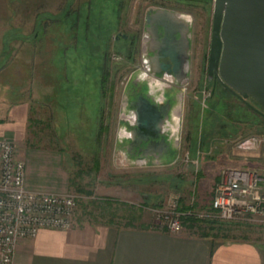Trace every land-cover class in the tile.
Returning a JSON list of instances; mask_svg holds the SVG:
<instances>
[{
    "label": "rangeland",
    "instance_id": "1",
    "mask_svg": "<svg viewBox=\"0 0 264 264\" xmlns=\"http://www.w3.org/2000/svg\"><path fill=\"white\" fill-rule=\"evenodd\" d=\"M213 1L13 0V27L0 26V37L15 39L13 45L0 40V104L24 98L30 107L25 126L8 136L26 159L29 149L61 156L68 190L79 195L78 217L134 214L132 202L144 191L164 193L168 203L195 187L208 200L229 167L264 176V147H237L245 137L264 136V117L207 79ZM160 6L191 17L188 75L182 85L165 86L173 103L180 100L176 151L167 160L138 163L124 147L127 139H120L123 123L131 127L121 116L143 62L145 70L143 53L149 54L147 9ZM149 82L143 79L147 90ZM0 117L7 118L1 109ZM211 218L219 238L264 244L262 219Z\"/></svg>",
    "mask_w": 264,
    "mask_h": 264
},
{
    "label": "crops",
    "instance_id": "2",
    "mask_svg": "<svg viewBox=\"0 0 264 264\" xmlns=\"http://www.w3.org/2000/svg\"><path fill=\"white\" fill-rule=\"evenodd\" d=\"M14 9L13 0H0V26L13 27ZM3 34L0 40L13 45L15 39ZM12 53V46L5 51L7 56ZM29 107L24 98L4 102L0 109L7 118L0 117V134L10 137L11 131L25 126ZM31 151L26 154L28 161L24 157L25 185L31 189L67 191L69 173L63 169L61 156L47 150ZM210 191L208 200L195 187L188 194L180 193L178 208L185 214L183 228L178 232L162 225L149 208L165 205L168 200L164 193L144 191L138 202H132L134 214L109 218L77 216L70 229L41 228L35 237L20 240L14 264H264V244L246 238H219L204 218L201 222L194 219L192 214L212 210L214 185ZM145 210L150 216L143 219ZM201 225L211 227L203 231Z\"/></svg>",
    "mask_w": 264,
    "mask_h": 264
},
{
    "label": "water",
    "instance_id": "3",
    "mask_svg": "<svg viewBox=\"0 0 264 264\" xmlns=\"http://www.w3.org/2000/svg\"><path fill=\"white\" fill-rule=\"evenodd\" d=\"M145 29L153 71L172 73L178 83L187 78L190 24L167 7H149ZM126 36V34H123ZM209 79L246 101L264 106V0H214L208 61ZM128 105L135 115L124 144L130 157L162 159L176 151L165 130L174 95L155 99L136 74L128 88Z\"/></svg>",
    "mask_w": 264,
    "mask_h": 264
},
{
    "label": "built area",
    "instance_id": "4",
    "mask_svg": "<svg viewBox=\"0 0 264 264\" xmlns=\"http://www.w3.org/2000/svg\"><path fill=\"white\" fill-rule=\"evenodd\" d=\"M145 37L149 38L148 32ZM143 57V61L145 60L147 63L146 59H149L147 52L143 53ZM154 74L153 70L147 71L146 77H149L150 82L160 81L165 86L176 83L174 80L176 77L172 73L164 72L162 75L155 74V76ZM165 86L164 88H166ZM157 99L159 102H163L166 97L161 99L158 96ZM178 102L179 100L172 104L169 118V127L173 126L169 128L168 138L174 147L178 141V137L175 135L178 128L175 129V117L180 111ZM123 120L132 124L128 119ZM124 127L126 134L128 130L126 122L120 127V130ZM258 145L264 147V136L252 135L237 142V147L244 149ZM132 159L138 163L148 161L144 157ZM263 181L264 176L254 168H226L214 187L212 212L195 214L202 218L216 217L223 221L250 218L264 221ZM78 199L79 195L75 191L28 188L25 185L24 157L17 153L13 140L0 134V264H14L17 244L24 238L35 237L41 228H72L77 217ZM149 208L157 220L162 225H166L170 231L178 232L183 228L182 215L185 213L178 208L177 198L171 199L166 205ZM190 213L192 214V212Z\"/></svg>",
    "mask_w": 264,
    "mask_h": 264
},
{
    "label": "bare ground",
    "instance_id": "5",
    "mask_svg": "<svg viewBox=\"0 0 264 264\" xmlns=\"http://www.w3.org/2000/svg\"><path fill=\"white\" fill-rule=\"evenodd\" d=\"M178 17L180 18V19H182L183 21H185V22H187V24H190L191 23V17L188 15V14H186V13H182V12H178ZM150 37V36H149ZM148 42H149V38H148V40H147V38H146V40H145V42H144V47L145 48H147L146 50H148ZM143 50H145V49H143ZM148 54V53H147ZM149 55V54H148ZM147 60V63H145V70L143 69V70H141L140 71V73H138V75H139V79H140V81H142L143 82V79L144 78H146V75H147V71L150 69L151 71L153 70V67H152V63L150 62V58L148 59H146ZM145 61V60H144ZM168 76H169V74H168ZM172 77V76H171ZM173 79H174V77H173ZM174 80H177L176 78L174 79ZM187 80V79H186ZM146 81V80H145ZM150 81V80H149ZM147 82V81H146ZM178 84H184V82L183 83H178ZM164 84H162L160 81H151L150 83H149V89H148V91H149V93H151V95H153L154 97H155V99L158 101V96H159V98H165L166 97V99H167V96L166 95H164L163 93H164ZM159 91V92H158ZM127 96V95H126ZM181 96V95H180ZM129 101V100H128ZM180 101V100H179ZM180 102H178V104H179ZM128 106V107H127ZM127 106H126V112L122 115V117L124 118V119H128V120H130L131 122H133L134 121V119H135V115H134V112L131 110V108H129V105H128V102H127ZM177 109V111H176V113L178 114V110H179V105H178V107L176 108ZM175 120H176V123H177V117H175ZM169 119L166 121V124H165V130H166V132H167V136H168V134H169V128L171 127V126H173V125H171L170 127H169ZM178 127V125L177 124H175V129ZM126 128H127V126H126ZM124 130V131H123ZM121 132H120V137L122 138V139H124V138H126V135L127 134H125V127H124V129H121L120 130Z\"/></svg>",
    "mask_w": 264,
    "mask_h": 264
},
{
    "label": "flooded vegetation",
    "instance_id": "6",
    "mask_svg": "<svg viewBox=\"0 0 264 264\" xmlns=\"http://www.w3.org/2000/svg\"><path fill=\"white\" fill-rule=\"evenodd\" d=\"M169 77V76H168ZM170 78V77H169ZM207 79L209 81L212 82V85L216 88H224L221 83L215 79V77L209 79L208 73H207ZM165 89V88H164ZM165 91V90H164ZM229 91V90H228ZM230 92V91H229ZM232 93V92H231ZM233 94V93H232ZM164 95H166L164 93ZM235 95V94H233ZM167 96V95H166ZM236 96V95H235ZM237 98H239L238 96H236ZM178 98V97H177ZM245 105H247L250 109L254 110L255 112H257L259 115L264 117V106L261 105L259 102H257L255 99H253L252 97H248L246 101L242 100L241 98H239ZM179 100V99H178Z\"/></svg>",
    "mask_w": 264,
    "mask_h": 264
},
{
    "label": "trees",
    "instance_id": "7",
    "mask_svg": "<svg viewBox=\"0 0 264 264\" xmlns=\"http://www.w3.org/2000/svg\"><path fill=\"white\" fill-rule=\"evenodd\" d=\"M192 216L194 217V219H196L197 222H201V221H199V220L203 219V218H201V217H199V216L196 217L195 214H192ZM206 219H207V220H206ZM203 221H204V222L207 221L209 224H212V223L215 222V221H214L212 218H210V217L204 218ZM202 227L204 228V226H202ZM210 227H211V226H210Z\"/></svg>",
    "mask_w": 264,
    "mask_h": 264
}]
</instances>
